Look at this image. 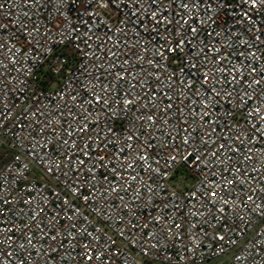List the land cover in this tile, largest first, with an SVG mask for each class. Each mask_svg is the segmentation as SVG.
<instances>
[{
  "label": "built area",
  "instance_id": "obj_1",
  "mask_svg": "<svg viewBox=\"0 0 264 264\" xmlns=\"http://www.w3.org/2000/svg\"><path fill=\"white\" fill-rule=\"evenodd\" d=\"M0 264H264V0H0Z\"/></svg>",
  "mask_w": 264,
  "mask_h": 264
},
{
  "label": "rangeland",
  "instance_id": "obj_2",
  "mask_svg": "<svg viewBox=\"0 0 264 264\" xmlns=\"http://www.w3.org/2000/svg\"><path fill=\"white\" fill-rule=\"evenodd\" d=\"M168 184L173 188L183 191L184 188L190 187L193 184V179L186 173L181 174L180 172H176L168 181Z\"/></svg>",
  "mask_w": 264,
  "mask_h": 264
},
{
  "label": "snow or ice",
  "instance_id": "obj_3",
  "mask_svg": "<svg viewBox=\"0 0 264 264\" xmlns=\"http://www.w3.org/2000/svg\"><path fill=\"white\" fill-rule=\"evenodd\" d=\"M153 2H155V0H153ZM194 30V29H193ZM178 47H179V45H178ZM176 49H172V51H175ZM169 107H171V105H169ZM149 119H151V117H149ZM185 131H187V130H185ZM214 155H215V153H214ZM133 179H135V177H133ZM211 195L213 196V197H215L216 196V193L215 192H212L211 193ZM221 239H223V237H221Z\"/></svg>",
  "mask_w": 264,
  "mask_h": 264
}]
</instances>
